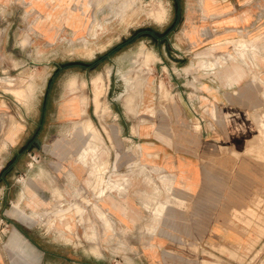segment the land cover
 I'll use <instances>...</instances> for the list:
<instances>
[{"label": "rangeland", "instance_id": "rangeland-1", "mask_svg": "<svg viewBox=\"0 0 264 264\" xmlns=\"http://www.w3.org/2000/svg\"><path fill=\"white\" fill-rule=\"evenodd\" d=\"M218 2L221 8H230L213 17L202 13L199 0H0V264H145V256L153 250L151 244L155 241L150 239L152 234L158 233L159 223L156 228L148 223H139L127 229V226L117 224L113 217L109 232L95 207V204L105 203L109 195L103 199L96 196L97 199L91 201L75 193L77 196L73 200L64 199L65 195L61 193L64 188L69 189L71 185L73 189L70 191L80 190L78 181L69 185L62 172L72 171L77 166L75 159H70L66 168H60L59 179L54 183L53 200H41L36 207L29 202V180L50 172L53 146L57 142L64 145L72 143L68 144V150L73 154L71 158L76 157L75 153L82 147L83 138H76L72 132L74 122L81 120V116L63 118L61 113L72 99L80 95L83 99L88 98L85 101L88 102L89 119L100 136L96 154H112L115 160L118 155L122 158L129 153L132 156L130 162L134 161L131 169L135 176L142 175L135 157L139 151L135 137L142 136V127L146 130L149 127L148 130L154 132L155 122H160L161 126H174L166 129L171 137L175 136V131L179 136H185V131L203 136L212 130L222 132V126L213 129L203 117V111L209 108L211 112L215 109V117H220L218 113L226 108L224 119H229L237 115L239 108L249 107L259 120L256 141L264 144V104H254L246 97V101L240 98L242 104L239 107L238 97L233 95L232 99L224 97L225 102L221 106L211 108L202 96L206 91L212 92L207 85L221 91L219 80L212 73L205 75L202 70L199 72L202 76L194 77L197 69L193 64L198 66L202 58L218 61L215 68H210L211 72L227 64L241 70L235 62L245 60L248 73H251L249 85L264 89V76L259 74L264 66V0ZM156 4L161 5L165 12H160L163 21L148 15V10ZM71 10L80 15L85 25L101 24L96 29L97 36H91L85 29L74 31L66 21V12ZM245 14L250 15L245 26L223 25L226 19ZM189 27L204 34L198 44L190 40L187 34ZM232 27L242 29L248 39H253L248 47L224 46L226 39L238 38L235 34L225 33ZM234 50L242 54L238 61L229 57V52ZM95 62H99L98 68H93ZM126 77L129 78L130 89L124 92ZM136 77L139 82L137 79L134 81ZM252 87L249 88L255 90ZM72 89L77 92L70 93ZM236 89L230 90L236 92ZM49 90L53 100L52 111L46 117L40 136L46 146L39 152L34 146L29 149L26 144L38 133L39 127L36 126L42 124ZM195 90L200 96L195 95ZM130 92L134 96L129 95ZM121 93L124 94L120 96ZM94 96L102 105L103 117L96 115ZM130 96L134 99L128 98ZM128 99H131L133 107L127 105ZM53 124L55 127L49 128ZM217 124L221 125L218 121ZM150 134L154 136V133ZM17 154L23 156L15 165ZM81 163L86 166L93 164ZM98 165L106 180L100 184L90 175L97 187L106 186L109 179L119 186L128 184L125 182L127 177L121 176L119 170L114 172L116 167L112 168L109 163L107 166ZM153 170L162 174V181L150 176L148 184L151 191H155L158 184L162 188L168 185L167 190L174 192L175 177L163 174L158 168ZM69 177L74 179L75 175L70 173ZM137 179L140 181L142 177ZM124 191H121L122 195ZM23 194L25 199L20 201ZM156 195H150L151 207L157 206V203H152ZM168 200V193L163 194L161 202ZM252 202L251 207L233 212L234 223L237 224L233 223V227L242 229L244 234L240 244L210 242L207 247L188 239L162 249L200 264H264V190L256 194ZM117 203L126 210L123 199ZM145 203L143 199L139 201V217L141 212H145V217L152 215V210L145 211ZM15 204L25 213L32 209L39 212L29 218L17 211ZM74 204L87 211L84 221L81 222L80 210ZM168 206V203H161L155 210L159 222L165 213L170 214L166 211ZM178 209L182 216L185 215L187 204L182 203ZM87 231H93L95 235Z\"/></svg>", "mask_w": 264, "mask_h": 264}, {"label": "crops", "instance_id": "crops-1", "mask_svg": "<svg viewBox=\"0 0 264 264\" xmlns=\"http://www.w3.org/2000/svg\"><path fill=\"white\" fill-rule=\"evenodd\" d=\"M210 14L213 16L216 13L211 12ZM249 18V14L237 18L231 17L223 21V25L245 26L249 22ZM200 34V32L197 33V37L190 40L194 44H198L200 37L204 35ZM163 59L165 60V57ZM253 60L255 63L257 62L255 59ZM235 63L241 69L240 74L234 72L235 67L229 64L215 72L213 71L212 75L219 80L222 89L221 91L215 90L213 85H209L210 88L207 85L208 90L212 92L209 94L206 91L202 97L207 99L205 100L208 101L207 104L209 106H212L211 108L221 106L220 104L225 102L224 97L232 99L234 92L230 89L235 88L239 91V98L241 97L244 101H246V97H249L250 102H254V104H264V89L258 90L255 86L249 85V75L251 73H248L247 62L243 60ZM260 69L259 74L264 76V66ZM200 70L198 68L194 72L196 73L194 75L195 79H198V76H202V74H199ZM249 87L255 90H251ZM51 90L47 94L43 107L42 124L36 126L37 128L39 127L38 133L26 144L28 147L34 140L35 142L39 140L40 149L35 147L39 152L44 151L46 146L44 138L42 139L40 136L45 128L46 117L52 111ZM67 90L69 89L67 88ZM195 91V95L200 96L198 91ZM72 108L69 104L61 111L63 118L77 116L74 115V109L72 110ZM209 109L203 111L205 113L203 117L208 120L213 129L214 127L217 129L218 126H222V132L221 130H219L220 132L212 130L208 132L209 134L203 136L202 134L198 135L193 134L191 131H185L187 132L185 136H179L180 134L175 131V136L171 137L166 133V129L169 127L173 129L174 126H161L160 122H155L157 126H153L154 132H150L148 130L150 129L149 127H147V130L142 127V131H140L141 138L135 137V140L139 142L137 144L139 151L135 157L140 166L139 172L142 175L135 176L133 169H131L134 166V161L130 162L132 156L129 153L122 156V158L118 155L119 158L116 156L115 160H113L114 156L112 154L103 155L102 153H97L98 156L94 158L97 164L107 166L109 163L112 168L113 166L117 168L114 172L119 170L121 176L127 177L125 182L128 184H121V187L125 189L122 196L113 191L109 198H105L106 203L108 202L105 208H110V213L117 224L127 226V229L128 226L139 223H148L150 225L159 223L160 225L158 233L152 234L153 237L150 239L155 242L151 244L153 250L149 251L145 256V264H200L196 260L162 249L168 244H177L188 239L207 247H209L208 244L210 242L228 245L240 244L244 234L242 229L237 226L233 227V212L234 210L251 207L256 194L264 190V144L256 141L259 132V120L254 116L253 111L249 107L243 110L239 108L241 110L238 111L237 115L229 117V120L224 119L226 114L224 110L226 108H222L221 113H218L220 117H215V109H212V112ZM87 114L90 117L89 110H87ZM83 117L81 116V118ZM217 121L221 125H218ZM31 123H28L29 126H34ZM147 124H150V122ZM53 127H55L54 124L49 126V128ZM162 128L165 131H162ZM49 133L51 134V130ZM49 133L46 132L45 134ZM150 133H154V136ZM132 138L134 137L132 136ZM68 144L64 145L61 142H57L50 153V172H47L45 176L38 175L37 178L29 180L31 183L29 202H32L34 207L41 200L54 199V189H56L54 188V183L59 179L57 176H59L60 168H66L65 165L70 159H75L77 162L76 157L72 156L71 158L73 154L68 150ZM16 146H18V143L15 144ZM28 148L31 149L32 147ZM22 156L17 154L15 165L21 161ZM60 161L63 163H60ZM92 165L86 166L77 162L75 168L70 167L72 171H69L70 169L62 171L65 174L63 177L64 179L66 178L67 183L73 185L75 184L74 181L77 180L81 190L70 191L71 185L69 189L68 187L64 188L61 193L65 195V200H73L77 195L81 196V198L84 195L83 198L91 201L97 199L96 196L100 186L97 187V184L90 178ZM155 168L161 169L163 174L175 177L174 192L167 190L168 185L162 188L158 184L155 191H151V187L148 184L150 176H156L160 182L162 181L160 177L162 174L155 172L153 170ZM69 172L75 175L74 179L69 177ZM112 176L113 174H111V178ZM140 177L142 179L139 181L137 178ZM44 182L45 184H43ZM43 185H45V188H43ZM22 192L23 190H21ZM151 193L157 194L156 201L152 199L153 204L157 203L156 207L152 206L153 208L149 199ZM165 193H168L169 200L161 202ZM120 199L125 201L126 210H122L119 207L117 202ZM142 199L143 202L146 201L145 211L148 213L152 210V215H148V217L144 216L145 212H141V217L138 215L137 208L139 201ZM161 203H168V209L171 210L168 211L167 209L166 211L170 214L165 213L161 222H159L154 212ZM182 203L187 204V213L183 216L178 209Z\"/></svg>", "mask_w": 264, "mask_h": 264}, {"label": "bare ground", "instance_id": "bare-ground-1", "mask_svg": "<svg viewBox=\"0 0 264 264\" xmlns=\"http://www.w3.org/2000/svg\"><path fill=\"white\" fill-rule=\"evenodd\" d=\"M136 1V0H135ZM130 2H133V1H130ZM199 4H200V8H202L204 14H207L208 16H211V12H215L217 14H220L222 12H225L227 11L230 6L228 7H224V8H221L220 5H219V2L218 0H199ZM128 3V2H127ZM126 3V4H127ZM162 3V2H161ZM160 3V4H161ZM125 4V5H126ZM135 4V3H134ZM155 4V3H154ZM130 5V4H129ZM131 6V5H130ZM189 6H192V5H189ZM125 8V7H124ZM128 9V8H127ZM72 12H66V14H68L67 18H66V21L67 23L75 30L77 31H80V30H83L85 29L86 32L89 31L91 33V36L95 37L97 36L96 34V29L98 27L101 26V24H96V25H92L87 23V25H85L84 23V20L80 17V15L76 12V11H73L71 10ZM160 12H164L163 8L161 5H154L153 8L149 9L148 10V15H150L151 17L153 16H156L157 17V20H162L160 19ZM165 13V12H164ZM163 13V14H164ZM97 14V13H96ZM162 14V13H161ZM243 16V15H242ZM194 18V17H193ZM247 19V18H246ZM123 21V20H122ZM163 21V20H162ZM241 21V20H240ZM189 24V23H188ZM90 26V27H89ZM228 33H231V34H235L236 36H238L237 39L235 38H231V39H226V41L223 43L224 46H227V45H230L231 47L234 46V47H237V48H246L249 46L250 44V40L252 41L253 39H248L246 37V35L243 33V30L240 29V28H235V27H232L230 30H227L226 31V34ZM197 33L196 30L194 31L193 27H189L188 30H187V34L191 37V38H195L197 37ZM82 34H75V36H80ZM201 35V34H200ZM233 36V35H232ZM199 37V36H198ZM218 37V36H217ZM221 38V37H220ZM219 39V38H218ZM68 41V40H67ZM223 46V45H222ZM99 49V48H98ZM219 48L217 49H214L215 51L218 50ZM221 49V48H220ZM147 52V51H146ZM145 52V53H146ZM144 53V52H143ZM142 53V54H143ZM146 54H150V53H146ZM90 55H93V53L91 52ZM242 54L238 51H235L234 52H229V57L230 58H233L235 60L238 61V59H241L242 57ZM145 58V56H143ZM239 57V58H238ZM142 58V57H140ZM152 58V57H150ZM147 60V58H146ZM150 60H155V59H150ZM140 61V59H139ZM143 61V60H142ZM143 63V62H142ZM142 63H138V64H142ZM144 64V63H143ZM218 64V61H209V60H206L204 58L200 59L199 63H198V66L194 65L193 66L196 68V69H201L202 71H209L210 68L213 69L217 66ZM138 67V65H137ZM135 67V68H137ZM193 67V68H194ZM139 68V67H138ZM194 68V69H195ZM189 71V70H188ZM139 72V71H137ZM190 72V71H189ZM234 72L240 74L241 73V70H238L234 69ZM139 76V75H138ZM131 77V76H130ZM140 78V77H139ZM134 81L137 79L136 78H133ZM140 81V79H137L136 81ZM138 81V82H139ZM73 82V81H72ZM97 82V81H96ZM138 82L136 83V85L138 84ZM75 83V82H73ZM72 83V85H73ZM129 78L126 77L124 79V87H125V91H128L130 89L129 85ZM71 84V83H69ZM68 85V84H67ZM71 85V86H72ZM69 86V85H68ZM75 86V84H74ZM231 86V85H230ZM78 87V86H77ZM70 88V86H69ZM73 88V87H71ZM78 89V88H77ZM82 90V89H80ZM70 93H75L77 92L75 89H72L69 91ZM83 93V92H82ZM84 94V93H83ZM98 94V93H97ZM100 94V92H99ZM98 94V96H100ZM124 93H121L120 96H122ZM132 94V95H131ZM96 95V94H95ZM131 96H134L133 93L130 92ZM83 96V95H82ZM82 96L80 95L79 97L75 98V99H72L71 102H70V106L73 107L72 110L74 109V115H79V116H84L81 120L79 121H76L74 122L73 124V127H72V132L73 134L75 135L76 138H83V141H82V147L79 151L76 152V160L77 162L81 163H85V164H89L91 162H93L94 165H92V169H91V172H90V175H92L94 178L98 179V182L102 183L105 179V177L103 175H101V167L95 162V159L98 155L96 154L97 152V145L96 143L100 141L99 137L98 136V131L95 129L94 127V124L93 122L89 119V116L87 114V110H88V102L85 101V99L82 98ZM86 96V95H85ZM97 96V95H96ZM128 96V95H127ZM128 97V98H131ZM95 98V96H94ZM127 98V97H126ZM125 98V99H126ZM132 100L134 99V97L131 98ZM131 99H128L129 101ZM95 106H96V115L100 116V117H103V113H104V110L102 108V105L101 103L99 102L98 100V97H96L95 99ZM127 100V99H126ZM131 102V101H130ZM128 102L129 104L127 105H131L133 107V103L131 102ZM125 103V101H124ZM125 105V104H124ZM129 106V107H131ZM128 107V108H129ZM126 108V107H125ZM126 108V109H128ZM128 112H130L129 110H126ZM262 127H264V123L262 124ZM98 144V143H97ZM96 154V155H95ZM98 162V161H97ZM100 174V176H99ZM106 186H103L102 188H100L99 192L97 193V196L101 199H103V197L109 195L111 196V192H117V194L119 196H122L121 194V191L122 190H125L124 187H121L119 186V184H113V182L109 179L108 181H106ZM100 183V184H101ZM114 186V187H113ZM236 191V190H235ZM58 192V191H57ZM59 193V192H58ZM59 195V194H58ZM25 199V194L22 195L20 201H23ZM99 202V201H98ZM107 204L106 202L102 203V204H95V207H96V211H97V215L98 217L102 220L103 223H105V226H106V229L107 231L110 232V221L111 219L113 218L111 213H110V208H105L107 207ZM16 205V209L17 211L19 212H23L25 213L17 204ZM73 206H75L78 210H80V214H81V222L82 220L84 221L85 218H86V214H87V211L86 210H82L81 207L78 206V204H74ZM67 209V208H66ZM36 212H39L38 210L36 209H32L31 211L25 213V215H27L29 218H32L33 214L36 213ZM59 212V211H58ZM64 212V211H63ZM68 212V211H67ZM62 213V212H61ZM78 213V212H77ZM60 215V214H59ZM197 215V214H196ZM64 218V217H63ZM160 218V217H159ZM65 219V218H64ZM89 221V220H87ZM71 227V226H69ZM158 227V225H154V228ZM71 231V230H70ZM90 232V233H89ZM88 234H94L95 235V232L93 231H87ZM93 237V236H92Z\"/></svg>", "mask_w": 264, "mask_h": 264}, {"label": "built area", "instance_id": "built-area-1", "mask_svg": "<svg viewBox=\"0 0 264 264\" xmlns=\"http://www.w3.org/2000/svg\"><path fill=\"white\" fill-rule=\"evenodd\" d=\"M210 73H213V71L211 72V71H207V72H205V75H208V74H210ZM211 81L212 82H215V79H211ZM234 96H237L238 97V105L239 104H242V102L240 101V98H239V91H236V92H234V94H233ZM239 107H241V105H239Z\"/></svg>", "mask_w": 264, "mask_h": 264}, {"label": "flooded vegetation", "instance_id": "flooded-vegetation-1", "mask_svg": "<svg viewBox=\"0 0 264 264\" xmlns=\"http://www.w3.org/2000/svg\"><path fill=\"white\" fill-rule=\"evenodd\" d=\"M109 60V59H108ZM100 62H102L101 60H100ZM98 65H99V62H95V64H94V67L93 68H98ZM50 91V90H49ZM32 146H34V148L35 147H37V142H35V140L32 142V144L30 145V146H28V147H32ZM27 150V149H26Z\"/></svg>", "mask_w": 264, "mask_h": 264}, {"label": "water", "instance_id": "water-1", "mask_svg": "<svg viewBox=\"0 0 264 264\" xmlns=\"http://www.w3.org/2000/svg\"><path fill=\"white\" fill-rule=\"evenodd\" d=\"M39 144H40V141L38 140V141H37V147L40 149Z\"/></svg>", "mask_w": 264, "mask_h": 264}]
</instances>
